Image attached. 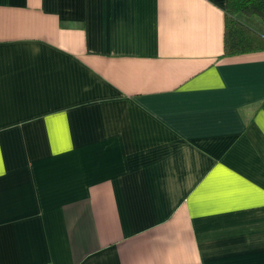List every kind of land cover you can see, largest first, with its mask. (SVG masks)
<instances>
[{"label":"crops","instance_id":"crops-1","mask_svg":"<svg viewBox=\"0 0 264 264\" xmlns=\"http://www.w3.org/2000/svg\"><path fill=\"white\" fill-rule=\"evenodd\" d=\"M227 2L0 0V264H264V50L224 55Z\"/></svg>","mask_w":264,"mask_h":264},{"label":"trees","instance_id":"trees-1","mask_svg":"<svg viewBox=\"0 0 264 264\" xmlns=\"http://www.w3.org/2000/svg\"><path fill=\"white\" fill-rule=\"evenodd\" d=\"M254 14L264 19V0H228L224 55L264 50V35L241 18L242 15Z\"/></svg>","mask_w":264,"mask_h":264},{"label":"rangeland","instance_id":"rangeland-1","mask_svg":"<svg viewBox=\"0 0 264 264\" xmlns=\"http://www.w3.org/2000/svg\"><path fill=\"white\" fill-rule=\"evenodd\" d=\"M247 16V20L244 22L264 35V19L256 14Z\"/></svg>","mask_w":264,"mask_h":264}]
</instances>
